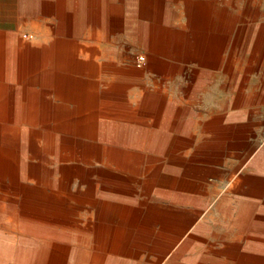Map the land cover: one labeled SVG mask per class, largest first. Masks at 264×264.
Segmentation results:
<instances>
[{
	"label": "bare ground",
	"instance_id": "bare-ground-1",
	"mask_svg": "<svg viewBox=\"0 0 264 264\" xmlns=\"http://www.w3.org/2000/svg\"><path fill=\"white\" fill-rule=\"evenodd\" d=\"M88 1L73 6L72 39L12 48L7 68L0 73V264H209L213 259L190 237L180 241L182 227L206 205L199 210L168 205L169 196L156 189L157 183L171 180L161 170L164 165L142 167L141 152L161 151L164 133H142L110 120L122 115L117 107L127 84L121 72L104 75L121 56L103 63L108 54L114 58V52L102 57L98 43L88 47L79 39L89 22ZM111 1L116 3L104 0L100 35L105 40L122 34L140 44L148 68L164 71L166 59L200 65L216 61L215 13L209 7L188 2L187 22L180 24L164 17L165 0ZM60 16L65 18L63 12ZM66 31L60 26L55 32ZM34 68L41 71L47 90H19L10 97L2 84L11 79L8 73ZM141 103L167 104L160 89L144 93ZM253 167L264 171V157L258 156ZM138 175L144 178V193L133 198L131 184ZM118 199L128 201L121 206L113 202ZM134 201L139 207H131ZM263 204L230 196L217 202L227 217L225 227L235 233L222 235L228 241L215 253L222 258L217 264H264V243L239 241L249 227L262 223L254 214H264ZM85 207L90 215L79 219ZM121 224L127 228L119 230ZM211 229L206 218L195 230L203 234Z\"/></svg>",
	"mask_w": 264,
	"mask_h": 264
},
{
	"label": "rangeland",
	"instance_id": "rangeland-1",
	"mask_svg": "<svg viewBox=\"0 0 264 264\" xmlns=\"http://www.w3.org/2000/svg\"><path fill=\"white\" fill-rule=\"evenodd\" d=\"M188 2L195 7H209L215 13L213 33L218 50L213 64L166 59L168 65L164 71L148 68L140 44L130 43L122 34H112L103 40L99 20L103 19L104 0H89L86 4L89 22L79 39L88 47L98 43L102 57L106 55L104 52H114V58L110 54L101 58L103 63L121 56L122 63L117 62L116 67L104 72L106 77L121 72L127 84L117 107L122 115L110 120L131 125L142 133H164L167 139L161 151L141 152L145 161L142 167L164 165L161 170L171 180L157 183L156 189L169 196L168 205L188 210H199L201 204L206 205L191 224L182 227L180 241L190 237L213 259L209 264H217L222 258L217 259L215 253L228 241L222 235L232 237L235 234L225 227L227 217L217 209V202L230 196L264 203V171L253 167L264 147V0H165L161 9L166 20L186 24ZM93 24H97L96 30L92 29ZM59 27L58 21L44 26L43 42L37 47L49 45L54 39H72L70 30L57 34L55 31ZM26 45L31 46L23 42L21 48ZM5 65L7 68V63ZM4 84L8 87L14 83L6 81ZM41 89L47 90L44 86ZM156 89L163 92L167 104H142L144 93ZM165 167L169 169L164 171ZM142 179L138 175L131 184L133 198L144 193ZM77 186L75 183L74 188ZM179 198L182 204H176ZM126 201L113 202L124 206ZM136 206L139 207V203L134 201L131 207ZM86 209L79 213V219L90 215ZM254 215L263 221L249 227L240 238L242 240L239 239L240 243H264V214L255 212ZM206 218L212 229L201 234L195 229ZM126 226L119 225V230H125Z\"/></svg>",
	"mask_w": 264,
	"mask_h": 264
},
{
	"label": "crops",
	"instance_id": "crops-1",
	"mask_svg": "<svg viewBox=\"0 0 264 264\" xmlns=\"http://www.w3.org/2000/svg\"><path fill=\"white\" fill-rule=\"evenodd\" d=\"M75 2V0H0V61L3 67L0 73H3L5 64H8L12 48L20 50L23 42H29L33 47L43 42L44 26L53 25L58 21L60 26L66 28L67 33ZM61 12L65 14L64 19L60 16ZM8 74L11 78L9 81L14 84L5 86L7 80L2 84L10 97H15L19 90H29L38 94L42 92V73L37 68L15 69ZM260 155L264 157V147Z\"/></svg>",
	"mask_w": 264,
	"mask_h": 264
}]
</instances>
